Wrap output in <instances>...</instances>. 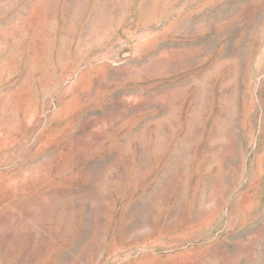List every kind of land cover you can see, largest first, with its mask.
<instances>
[{
    "label": "rangeland",
    "instance_id": "374dc122",
    "mask_svg": "<svg viewBox=\"0 0 264 264\" xmlns=\"http://www.w3.org/2000/svg\"><path fill=\"white\" fill-rule=\"evenodd\" d=\"M0 264H264V0H0Z\"/></svg>",
    "mask_w": 264,
    "mask_h": 264
}]
</instances>
